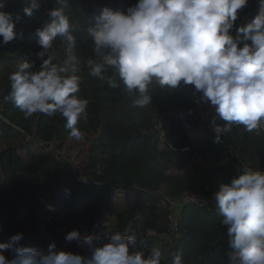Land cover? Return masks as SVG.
Segmentation results:
<instances>
[{
	"label": "trees",
	"instance_id": "trees-1",
	"mask_svg": "<svg viewBox=\"0 0 264 264\" xmlns=\"http://www.w3.org/2000/svg\"><path fill=\"white\" fill-rule=\"evenodd\" d=\"M135 3L137 0H67L59 5L55 0H42L32 17L22 12L28 0H8L5 5L13 19L17 14L22 19L14 29L17 39L0 45V242L23 233L18 246L46 253L54 243L57 250L66 251L64 237L69 231L84 233L107 220L114 232L136 235L138 247L134 250L147 255L159 247L162 264H172L177 253L182 254L184 264H229L230 237L211 197L221 183L230 182L238 173L239 161L253 167L264 165V133L233 126L215 143V133L205 128L190 139L168 116L166 132L171 144L167 146L158 139L155 120L175 113L194 124L192 85L170 91L153 88L152 104L141 109L133 106L134 97L123 85L112 89L89 75L87 60L95 57L87 27L103 8L126 11ZM55 7H64L74 25L77 43L72 54L81 60L78 95L89 101L88 117L77 125L88 144L81 158L82 173L75 174L70 164L55 160L47 145L55 141L61 147L72 138L66 121L59 114L39 113L25 119L5 100L10 92L8 76L19 63L35 61L39 68L36 53L42 49L35 32L48 19V10ZM256 9V0H249L237 25L253 18ZM65 49L66 43L57 37L52 50L57 64L67 59ZM216 124L225 122L218 116ZM182 147L189 149L182 151ZM185 193L206 203L184 201L172 213L170 202ZM198 207L200 212L195 211ZM4 255L11 259L14 253L6 250Z\"/></svg>",
	"mask_w": 264,
	"mask_h": 264
},
{
	"label": "clouds",
	"instance_id": "clouds-1",
	"mask_svg": "<svg viewBox=\"0 0 264 264\" xmlns=\"http://www.w3.org/2000/svg\"><path fill=\"white\" fill-rule=\"evenodd\" d=\"M0 0V45L17 39L14 30L22 19L5 10ZM42 0H28L23 15L32 17ZM65 5L67 0H55ZM249 0H137L126 11L102 9L87 27L95 59L87 60L89 75L109 88L134 97L132 104H152V89L173 90L192 85L199 102L215 110L225 122H212L215 143H220L233 126L246 132L264 130V0H256V15L237 25ZM48 19L36 29V55L41 61L24 60L8 76L10 92L5 100L30 118L35 114H59L77 141L83 133L78 121L86 120L89 101L80 97L81 60L74 54L75 30L64 7L48 10ZM22 33L19 34L22 38ZM61 37L69 54L57 64L52 50ZM36 69V70H34ZM67 192V190H66ZM212 200L222 217L229 239V264H264V170L244 167L230 182L221 183ZM199 203L206 201L197 200ZM52 209L51 205H48ZM92 234L69 231L64 239L91 249L90 256L57 250L47 252L18 246L23 233L0 242V264H162V252L149 254L137 249L135 234L110 233L107 220L94 225ZM107 238V242L97 246ZM11 250V259L4 255ZM172 264H184L181 253Z\"/></svg>",
	"mask_w": 264,
	"mask_h": 264
},
{
	"label": "built area",
	"instance_id": "built-area-1",
	"mask_svg": "<svg viewBox=\"0 0 264 264\" xmlns=\"http://www.w3.org/2000/svg\"><path fill=\"white\" fill-rule=\"evenodd\" d=\"M199 96H200L199 93H195L194 90L192 91L191 103H192L194 113H195V117H196V122L194 124H191L183 116L177 115L175 113H167V114L159 115L156 118L154 125H155V129L157 131V134H158V139L160 140L161 143H163L164 145H167V146L171 144V141L169 140V137H168L167 132H166V126L168 123L166 121V118L168 116L171 117L177 123V125L179 127H181V129L184 130V132L186 133V135L190 139H192L202 129L209 128L213 131L212 122L215 121V123H216L218 114L215 113V110L213 108H210L207 104L199 102ZM259 131L264 133V130H259ZM47 145L49 147V150L54 155V158L56 161L60 162V164L68 163V162H65L64 151L60 149V147L57 145V143L55 141H48ZM188 149H189V147L180 148V150H182V151L188 150ZM68 164H70V163H68ZM246 166L252 167V168L257 169V170H264V165H262L260 167H253L247 161H239L237 163V171L241 170L242 168H244ZM70 168H71L72 174H75V171L73 170V166L71 164H70ZM195 196H197V195L192 194V193H185L181 197V199L176 200V201H171L170 206L172 209V213L175 210V206L180 204L181 202H184V201L196 202V201L192 200ZM172 226H173V228H176V223H173ZM108 228H109L110 233H116L110 227H108ZM101 230H102V226L98 227V228L92 227V228L88 229L87 231H85L84 233L92 234L94 231H101ZM148 234H156V232L155 231H148ZM105 241H107V238H105V240H103V241L95 242V243L98 246L99 243H104ZM64 248L66 251H70L74 254H81V255L86 256V257L90 256V254H91V249L87 245H81L77 241H72V242L66 241L64 243Z\"/></svg>",
	"mask_w": 264,
	"mask_h": 264
},
{
	"label": "rangeland",
	"instance_id": "rangeland-1",
	"mask_svg": "<svg viewBox=\"0 0 264 264\" xmlns=\"http://www.w3.org/2000/svg\"><path fill=\"white\" fill-rule=\"evenodd\" d=\"M208 138H212L211 135H209ZM87 144L88 142L85 138L80 141H77L74 138H69L64 144V146L60 147V149L63 150L65 153V162H68L73 166V170L75 171V173H82L79 169H83V163L81 158L86 152ZM70 145H73V147L69 150H66V148ZM192 200L197 202V200L201 201V198L199 196H195ZM195 211L200 212L201 208L198 207L195 209ZM101 244L102 243H99L98 245Z\"/></svg>",
	"mask_w": 264,
	"mask_h": 264
}]
</instances>
